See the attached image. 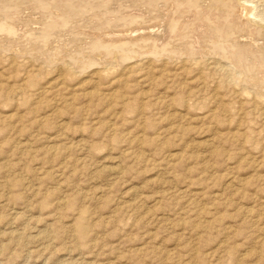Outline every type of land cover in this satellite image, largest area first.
Wrapping results in <instances>:
<instances>
[{
  "label": "rangeland",
  "instance_id": "1",
  "mask_svg": "<svg viewBox=\"0 0 264 264\" xmlns=\"http://www.w3.org/2000/svg\"><path fill=\"white\" fill-rule=\"evenodd\" d=\"M171 1L0 0V264H264V0Z\"/></svg>",
  "mask_w": 264,
  "mask_h": 264
},
{
  "label": "bare ground",
  "instance_id": "2",
  "mask_svg": "<svg viewBox=\"0 0 264 264\" xmlns=\"http://www.w3.org/2000/svg\"><path fill=\"white\" fill-rule=\"evenodd\" d=\"M16 1V0H15ZM74 1V0H73ZM173 1V0H172ZM171 1V2H172ZM6 2V1H5ZM55 2V1H54ZM68 2V1H67ZM93 2V1H92ZM176 2V1H175ZM215 2H216V0H215ZM80 3V2H79ZM119 3V2H118ZM132 3V2H131ZM138 3V2H137ZM150 3V2H149ZM81 4V3H80ZM104 4V3H103ZM108 4V3H107ZM123 4V3H122ZM129 4V3H128ZM134 4V3H133ZM41 5H42V3H41ZM123 5H125V4H123ZM147 5V4H146ZM156 5V4H155ZM18 6V5H17ZM80 6V5H79ZM85 6V5H84ZM175 6V5H174ZM184 6V5H183ZM29 7V6H28ZM50 7V6H49ZM74 7V6H73ZM117 7V6H116ZM115 7V8H116ZM122 7V6H121ZM130 7V6H129ZM156 7V6H155ZM21 8V7H20ZM119 8V7H118ZM134 8V7H133ZM171 8V7H170ZM28 9V8H27ZM44 10V9H43ZM75 10V9H74ZM113 10H114V8H113ZM126 10V9H125ZM136 10V9H135ZM140 10V9H139ZM142 10V9H141ZM141 10H140V12L139 13H141L142 14V12H141ZM143 10H144V8H143ZM169 10V9H168ZM179 10V9H178ZM22 11V10H21ZM129 11V10H128ZM15 12V11H14ZM55 12V11H54ZM61 12V11H60ZM65 12V11H64ZM91 12V11H90ZM176 12V11H175ZM59 13V12H58ZM93 13V12H92ZM74 14V13H73ZM105 14V13H104ZM14 15V14H13ZM61 15V14H60ZM76 15V14H75ZM84 15V14H83ZM102 15V14H101ZM149 15V14H148ZM176 15V14H175ZM124 16H126V15H124ZM132 16V15H131ZM143 16V15H142ZM50 17H52V16H50ZM159 17V16H158ZM157 17V18H158ZM20 18V17H19ZM49 18V17H48ZM55 18V17H54ZM59 18V17H58ZM139 18V17H138ZM164 18V17H163ZM178 18V17H177ZM3 19V18H2ZM42 19V18H41ZM56 19V18H55ZM155 19V18H154ZM169 19V18H168ZM33 20H35V19H33ZM90 20V19H89ZM101 20V19H100ZM152 20V19H151ZM163 20V19H162ZM178 20V19H177ZM41 21V20H40ZM54 21V20H53ZM117 21V20H116ZM139 21H141V20H139ZM147 21H149V19L147 20ZM181 21V20H180ZM8 22V21H7ZM26 22V21H25ZM46 22V21H45ZM44 22V23H45ZM129 22V21H128ZM18 23V22H17ZM50 23V22H49ZM106 23V22H105ZM133 23V22H132ZM169 23V22H168ZM173 23V22H172ZM14 24V23H13ZM112 24H114V23H112ZM37 25V24H36ZM102 25V24H101ZM131 25V24H130ZM16 26V25H15ZM39 26V25H38ZM88 26V25H87ZM99 26V25H98ZM104 26V25H103ZM128 26V25H127ZM170 26V25H169ZM178 26V25H177ZM11 27V26H10ZM29 27V26H28ZM34 27V26H33ZM36 27V26H35ZM41 27V26H40ZM101 27V26H100ZM133 27V26H132ZM181 27V26H180ZM21 28H22V26H21ZM39 28V27H38ZM122 28H123V26H122ZM145 28V27H144ZM212 28V27H211ZM27 29V28H26ZM36 29V28H35ZM79 29V28H78ZM142 29V28H141ZM165 29V28H164ZM171 29V28H170ZM0 30H5V31H7L8 32V28L5 26V25H3V24H0ZM13 30V29H12ZM37 30V29H36ZM50 30V29H49ZM127 30V33H125V34H115V32L113 33V34H110L109 36L107 35V39L109 40L110 39V41H111V39H113V42H121V41H126V40H128V39H133V36H134V38H135V40H136V37H137V35L135 34H133V32H135L136 30H130L129 29V31H128V29H123V30H120V31H126ZM137 30H139L138 28H137ZM14 31V30H13ZM142 31V30H141ZM146 31V30H145ZM169 31H172V30H169ZM1 32V31H0ZM39 32V31H38ZM150 32V31H149ZM159 32V31H158ZM3 33V32H2ZM9 33V32H8ZM21 33V32H20ZM26 33V32H25ZM57 33V32H56ZM146 33V32H145ZM163 33V32H162ZM6 34V33H5ZM27 34H28V32H27ZM30 34V33H29ZM47 34V33H46ZM96 34V33H95ZM137 34H138V32H137ZM141 34H143V33H141V32H139V35L141 36ZM186 34V33H185ZM13 35V34H12ZM26 35V34H25ZM57 35H59V34H57ZM91 35V34H90ZM163 35H165V34H163ZM169 35V34H168ZM167 35V36H168ZM181 35V34H180ZM193 35V34H192ZM35 36V35H34ZM47 36V35H46ZM59 36H61V35H59ZM65 36V35H64ZM101 36V35H100ZM136 36V37H135ZM144 36V35H143ZM142 36V37H143ZM149 36V35H148ZM166 36V35H165ZM165 36H163V38L165 37ZM48 37V36H47ZM61 37H63V36H61ZM95 37V36H94ZM199 37V36H198ZM27 38V37H26ZM30 38V37H29ZM141 38V37H140ZM144 38V37H143ZM217 38V37H216ZM8 39V38H7ZM39 39V38H38ZM70 39V38H69ZM98 39V38H97ZM106 39V38H105ZM105 39H103V40H105ZM157 39V38H156ZM160 39V38H159ZM165 39V38H164ZM193 39V38H192ZM2 40H3V38H2ZM22 40V39H21ZM146 40V39H145ZM45 41V40H44ZM57 42H58V40H56ZM55 41V42H56ZM69 41V40H68ZM102 41V40H101ZM130 41V40H129ZM133 41V40H132ZM137 41V40H136ZM159 41V40H158ZM3 42V41H2ZM10 42V41H9ZM24 42V41H23ZM29 42V41H28ZM37 42V41H36ZM89 42V41H88ZM19 43V42H18ZM71 43V42H70ZM77 43V42H76ZM98 43V42H97ZM100 43V42H99ZM127 43V42H126ZM125 43V44H126ZM133 43V42H132ZM131 43V44H132ZM137 43V42H136ZM157 43V42H156ZM163 43V42H162ZM241 43V42H240ZM64 44V43H63ZM62 44V45H63ZM67 44V43H66ZM118 44H120V43H118ZM123 44H124V42H123ZM122 44V45H123ZM129 44V43H128ZM5 45V44H4ZM11 45H13V44H11ZM16 45H17V43H16ZM20 45V44H19ZM40 45V44H39ZM52 45V44H51ZM83 45V44H82ZM102 45V44H101ZM108 45H111V43L109 42V41H106L104 44H103V46H104V48H105V46H108ZM115 45V44H114ZM113 45V46H114ZM150 45V44H149ZM191 45V44H190ZM44 46V45H43ZM53 46H55V45H53ZM53 46H52V48H53ZM59 46V45H58ZM74 46V45H73ZM97 46V45H96ZM95 46V47H96ZM98 46H99V44H98ZM118 46V45H117ZM134 46V45H133ZM136 46V45H135ZM144 46V45H143ZM187 46V45H186ZM62 47H64V46H62ZM80 47V46H79ZM89 47V46H88ZM111 47V46H110ZM119 47V46H118ZM123 47V46H122ZM165 47V46H164ZM170 47V46H169ZM180 47V46H179ZM51 48V47H50ZM56 48V47H55ZM109 48V47H108ZM141 48V47H140ZM22 49V48H21ZM58 49V48H57ZM61 49V48H60ZM81 49V48H80ZM94 49V48H93ZM123 49V48H122ZM137 49V48H136ZM173 49V48H172ZM181 49V48H180ZM47 50V49H46ZM78 50V49H77ZM86 50V49H85ZM126 50V49H125ZM32 51V50H31ZM57 51V50H56ZM73 51H74V49H73ZM180 51V50H179ZM258 51V50H257ZM58 52V51H57ZM80 52H82V51H80ZM100 52V51H99ZM129 52V51H128ZM38 53V52H37ZM79 53V52H78ZM49 54V53H48ZM69 54V53H68ZM194 54V53H193ZM257 54V53H256ZM61 55V54H60ZM41 56V55H40ZM44 56V55H43ZM42 56V57H43ZM46 56H47V53H46ZM62 56V55H61ZM66 56V55H65ZM71 56V55H70ZM117 56V55H116ZM118 57V56H117ZM124 57V56H123ZM38 58V57H37ZM95 58V57H94ZM124 58H128V56H125ZM39 59V58H38ZM102 59V58H101ZM85 60V59H84ZM98 60V59H97ZM90 62V61H89ZM81 63H83V61H81ZM91 64H92V62H91ZM99 65V64H98ZM248 74V73H247Z\"/></svg>",
  "mask_w": 264,
  "mask_h": 264
}]
</instances>
